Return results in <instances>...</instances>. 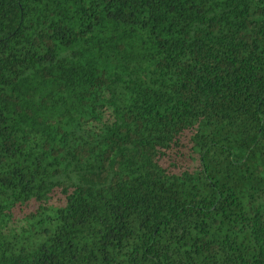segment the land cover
<instances>
[{"label":"trees","instance_id":"16d2710c","mask_svg":"<svg viewBox=\"0 0 264 264\" xmlns=\"http://www.w3.org/2000/svg\"><path fill=\"white\" fill-rule=\"evenodd\" d=\"M0 264H264V0H0Z\"/></svg>","mask_w":264,"mask_h":264}]
</instances>
